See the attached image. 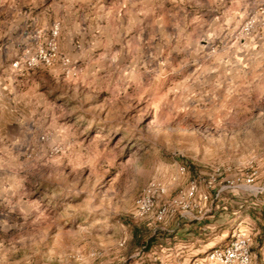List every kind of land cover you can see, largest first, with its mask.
I'll return each mask as SVG.
<instances>
[{
    "label": "rangeland",
    "instance_id": "rangeland-1",
    "mask_svg": "<svg viewBox=\"0 0 264 264\" xmlns=\"http://www.w3.org/2000/svg\"><path fill=\"white\" fill-rule=\"evenodd\" d=\"M0 158V264H204L241 223L264 264V195L132 215L152 180L264 186V0H0Z\"/></svg>",
    "mask_w": 264,
    "mask_h": 264
},
{
    "label": "built area",
    "instance_id": "built-area-1",
    "mask_svg": "<svg viewBox=\"0 0 264 264\" xmlns=\"http://www.w3.org/2000/svg\"><path fill=\"white\" fill-rule=\"evenodd\" d=\"M57 31L56 28L54 36L57 35ZM45 62L50 64V58L46 57ZM178 172L179 175L185 176L189 172V167L180 165ZM221 175L220 169L209 173L200 172L189 182L188 186L180 189L174 197L169 195L168 187L165 184L158 180H152L137 197L132 213L133 218L139 221H148L149 225L154 227V233L158 231L172 233L179 228L181 223L190 219L193 211L198 210L201 214L204 212V215L209 211L214 212V205L227 192L232 194V197L240 196V193L245 197L244 203L238 206V210H233V215L240 213L244 207H251L253 203L248 200L249 197L264 195V186L257 183L255 173L243 178L225 180H220ZM201 186L206 187L213 195L205 192L200 195ZM231 202L236 203L233 199ZM208 203L211 207L207 210ZM197 219L195 218V220ZM170 222H175L176 228L169 230L168 224ZM241 225L242 223L233 230L230 240L210 249L204 259V264H253V237ZM204 233L205 231L202 229V234L204 235Z\"/></svg>",
    "mask_w": 264,
    "mask_h": 264
},
{
    "label": "clouds",
    "instance_id": "clouds-1",
    "mask_svg": "<svg viewBox=\"0 0 264 264\" xmlns=\"http://www.w3.org/2000/svg\"><path fill=\"white\" fill-rule=\"evenodd\" d=\"M2 165H3V159L0 158V166H2Z\"/></svg>",
    "mask_w": 264,
    "mask_h": 264
},
{
    "label": "crops",
    "instance_id": "crops-1",
    "mask_svg": "<svg viewBox=\"0 0 264 264\" xmlns=\"http://www.w3.org/2000/svg\"><path fill=\"white\" fill-rule=\"evenodd\" d=\"M201 247H203L202 245H201ZM213 248V247H212Z\"/></svg>",
    "mask_w": 264,
    "mask_h": 264
}]
</instances>
